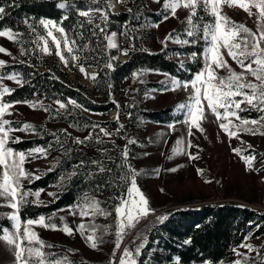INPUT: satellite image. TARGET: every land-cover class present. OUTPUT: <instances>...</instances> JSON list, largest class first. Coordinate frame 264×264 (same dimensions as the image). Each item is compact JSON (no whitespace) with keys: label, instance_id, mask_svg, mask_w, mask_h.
Wrapping results in <instances>:
<instances>
[{"label":"trees","instance_id":"obj_1","mask_svg":"<svg viewBox=\"0 0 264 264\" xmlns=\"http://www.w3.org/2000/svg\"><path fill=\"white\" fill-rule=\"evenodd\" d=\"M58 2L59 0H0V6L5 7L6 13L3 19H0V30L10 28L14 32L23 33L21 39L25 41L24 48L31 50L27 55L21 56L20 45L14 42L15 53L12 57L17 59L7 61L5 66L0 69V73L18 71L26 83L22 87L20 85L7 86L14 89V91L11 95H5L4 99L5 101L43 100L46 106L51 105L53 109V112L38 109L44 116L39 122L33 123L37 130L46 128V131H41L39 135H33L30 138H24L22 143L10 145L18 150L53 145L48 158L45 159L46 164L39 174L41 178L30 185L25 181V187H30L33 190L45 189L41 193L40 199L45 202L46 206L37 207L29 204L22 209L20 215L22 219L36 217L39 214L48 216L59 209H67L81 200L84 193H87L88 198L98 200L101 207L112 212V215L108 217L101 215H97L94 219L87 217L84 222L85 225L95 224L101 229L97 233L103 239V242L99 245V250L107 254V257L97 262L85 259L78 260L67 252L69 250L75 253L73 249L47 240L44 241L46 244L58 247L60 251L56 255L66 256L73 264H109L116 242L115 225L117 221L112 209L118 203L116 197L125 193L128 187V184L117 179L125 171V169L119 167L122 163L121 154L123 149L125 146L128 147V163L134 169L139 170L137 166L140 167L143 161L146 160L149 144L144 132L145 123L169 125L184 119L183 114L176 111V107L153 110L144 106V97L149 92H162L169 86L168 84L151 82L149 75L160 73L181 81L190 80L193 74L201 69L203 61L199 55L194 61L185 58H188V54L192 52L202 53L204 42L200 40L195 45H184L169 40L166 48L164 47L159 51L151 50L149 42L152 27L160 22L161 16L165 13L163 10L152 11L148 5L149 0H123L122 3L118 2L121 7L118 13H113L106 8L109 18L106 25H101L105 27V32H100L96 27L97 24H100L98 13L97 18L91 24L87 23L86 17H80L77 14L76 9L86 10L87 6H99L93 4L92 0H67L68 7L65 10L58 8ZM102 3L108 5L105 0H102ZM13 4L17 6H12ZM129 8L132 9L131 12L128 11ZM65 13L68 18L63 20L62 26L71 37L75 38L76 44L81 49L77 53L81 57L79 64L84 65L86 69L95 67L98 71L94 81L95 97L83 84L79 67L74 65L72 61H69L68 67H65L63 63L61 64L59 58L55 55V49L51 42H49V47L52 49V54L49 55V58L45 57L44 53L32 43L36 37L23 22L25 18L33 17L36 20L44 17L60 22ZM201 16H203L204 21L209 20L210 17L202 9H198L194 22H199L202 28L204 21H199ZM181 21L170 33L173 37L179 35L181 40L194 39L195 37L189 38L186 36L184 31L186 24ZM29 22L33 21L29 20ZM81 24H83V28L80 27ZM37 31L41 35L45 34L42 27H38ZM114 32L119 33L121 47L129 49L128 59L124 63L117 64H114L113 60V68L108 69L105 67L108 58L109 56L114 57L117 51L107 48L108 41L105 37ZM171 42L173 45L169 44ZM131 45H135V47L133 48ZM179 59H183V67H181ZM19 60H24L26 63L21 64L18 62ZM142 69L154 71H149L138 78H134L133 73ZM71 74L76 76L74 81L70 77ZM127 83H131V85L121 89L122 85ZM118 94H122V97L118 98ZM68 98L74 99L77 103L83 105L85 109H88L87 112L92 114H107L110 111H116L119 115V124L124 121V127L117 135L118 141L121 140L120 134L127 130L131 133L129 139H134L137 143L128 144V139L124 146H120L118 141H104L101 139L102 143L96 144L97 135L100 137V134H98L99 128L93 132L92 128L86 127V125L96 124L115 129L118 126V121L99 122L84 114L81 109H73L71 105H69L67 113L61 110L59 116L54 117L53 113L57 105L53 101L59 99L67 102ZM126 98L128 100L123 101ZM113 101L116 103H113ZM117 104H119V109L116 107ZM240 115L242 117L257 118L259 114L250 110L242 112ZM13 121L15 126L23 124L22 121ZM73 123H76L78 127H70ZM50 124H63L77 133L89 131L93 135V141L85 145H76L72 143V136L71 138L64 136L61 129L50 128ZM49 133H56L60 136L64 149H71L70 153L65 155L60 145L56 143L55 138ZM100 150H103V155ZM39 159L41 158L37 160ZM56 159L60 161L59 166L54 171H48L51 163ZM81 160L85 161V165L76 169L78 175L67 181L66 173L71 171ZM93 160L101 161L106 169L111 168V173L107 171L98 173L97 167L91 164ZM142 168L137 171L140 173L137 176L139 181L151 177L154 166L148 162ZM88 172L94 174L89 177L86 175ZM61 176H65L66 181L63 187L58 186ZM96 185H102V187L97 188ZM48 192L56 193L58 199L48 196ZM164 209L165 207H158L154 209V212L159 213ZM62 212H58L53 220L57 225L61 223L60 216H64ZM4 214L6 213H0V225L10 228V222ZM165 215L168 219L160 223L159 218ZM257 225H259L258 231L256 230ZM105 227L108 228L107 233L102 231ZM141 234L146 235L147 244L142 249V254L137 258L138 264H147L149 260L158 264H170L174 263L176 258H179L180 264H205V261L224 262L233 255V248L245 241L246 237L250 236L251 239H257L264 236V211L234 202L187 206L151 218L138 228L126 245L128 247L133 246V241ZM185 241H190V243H185ZM50 249L48 248V252H50ZM260 257H264V245L260 248ZM249 264H264V261L256 256L249 259Z\"/></svg>","mask_w":264,"mask_h":264},{"label":"snow or ice","instance_id":"obj_2","mask_svg":"<svg viewBox=\"0 0 264 264\" xmlns=\"http://www.w3.org/2000/svg\"><path fill=\"white\" fill-rule=\"evenodd\" d=\"M117 2L122 3L123 0H117ZM153 2L159 3V0H153ZM92 3L99 6H87L86 10L76 9L77 14L80 17H86L87 23L91 24L97 18L98 13L100 24H97L96 27L100 32H105V27L101 25L107 24L109 15L106 8L110 9L112 5H105L102 3V0H92ZM12 6L17 5L13 4ZM57 6L65 10L68 7L67 0H59ZM225 6L228 8H239L247 13L249 17L255 16L256 30L253 31L242 23L232 21L224 13ZM181 8L188 10L189 13L186 19L181 21L186 24L184 29L185 34L189 38H195L181 40L179 35L173 37L172 33H169L161 43L166 48L169 40L173 43L184 45H195L200 40H203L204 49L202 53L192 52L188 54V59L193 61L199 55L203 63L201 69L194 73L190 80L181 81L169 76L170 84L164 91H176L182 88L185 92H188L187 100L178 104L176 108V111L183 114L184 119L169 124V129L174 131L177 123H183L187 126V136L189 138L193 136V128L203 132L202 122L206 118L207 109L215 117V120L219 123V128L227 135L229 140L233 138L238 139L240 133L264 135V0H165L163 4V12L165 14L161 16L160 22L153 26L158 28L160 23L167 21L169 18L177 17V11ZM198 9H202L210 17L207 21H204L203 16L199 17V21H204L202 28L199 22H194ZM253 9L256 11L254 12ZM128 11L131 12L132 9L129 8ZM5 14V7L0 6V19H3ZM67 18L68 16L65 13L60 22L44 17L38 20L34 17L25 18L23 22L30 32L35 35L36 39L32 43L41 52L51 55L52 49L49 47V42H51L55 49V55L63 65L68 67L69 61H72L87 78L88 73L85 66L79 64L81 57L77 53L81 49L76 44L75 38L71 37L62 26L63 20ZM29 20L33 22L30 23ZM38 27L43 28L44 35H41L37 31ZM80 27L83 28V24ZM115 35V33H112L110 36L105 37L108 41L107 48L109 50L117 47L114 43ZM0 37H5L9 41L18 43L20 45L19 51L21 56H25L31 51L24 48L25 41L21 39L23 37V33L21 32H14L10 28H4L0 30ZM131 47L134 48L135 45H131ZM128 51L129 49H124L122 50V54L127 55ZM0 53L11 55L2 46H0ZM228 58L238 66L240 71L232 67ZM12 59L16 60L17 58L12 57ZM115 59L116 57L109 56L105 67L112 69V61ZM18 62L21 64L26 63L24 60H19ZM4 66L5 61L0 60V69ZM181 67H183V60H181ZM149 71L154 70L142 69L134 72L133 77L138 78ZM222 72L224 74H221ZM91 79L95 81V74L91 76ZM4 80L13 81L21 87L26 83L18 71L13 70L10 73H0V208L6 207L11 209L10 212L4 214L9 220L11 227L0 225V241L5 242L13 249L14 264H73L66 256L61 257L57 256L54 252H45V248H53L54 245L46 244L35 229L40 227L53 231H62L65 235L72 236L74 230L68 225L66 217L60 216V225L53 222L58 212L67 211L73 217L79 214L81 219L87 217L94 219L97 215L108 217L112 215V212L101 207L98 200L90 199L87 193H84L81 200L75 202L67 209H59L48 216L39 214L36 217H25L22 219L20 213L29 204L37 207L46 206L45 202L40 199L41 193L45 189L33 190L30 187H25V181L30 185L41 178L36 172L27 169L25 165L34 162L38 158L47 159L53 145L49 144L47 147L37 146L27 150L13 148L10 145L23 142L21 137L15 136L14 133L24 132L25 134L39 135L41 131H46V128L37 130L35 125L28 122L15 126V122L6 117L13 115V112L10 110L18 104L27 105L34 111L40 109L45 112H53V109L51 105L46 106L43 100L5 101V95H11L14 89L5 86L3 84ZM53 103L57 105L53 113L54 117L59 116L61 110L67 113L69 105L73 109L89 111L72 98H68L67 102L57 99ZM113 103L116 102L113 101ZM116 107L119 109V104ZM250 110L259 114L257 118L242 117L240 115V113ZM117 121L116 134L119 135L124 127L123 124H119V115L117 116ZM70 127H78V125L73 123ZM86 127H91L93 132L99 128L100 133L109 139L113 135L104 127L96 124H89ZM49 134L55 138L56 143L60 145L65 155L70 153L71 149H64L60 136L56 133ZM62 134L71 138V133L67 129L62 130ZM91 141H93L91 132L83 140L79 137L72 138V143L76 145H85ZM95 143H102L99 135H97ZM132 143H137V141L129 139L128 144ZM182 143V139L177 140V147L172 150L174 155L185 154L184 150L179 147ZM192 147L191 139H189L188 148ZM249 147L251 148V145ZM100 151L103 155V150ZM233 152L243 159L248 171H260V169L253 168L255 152L249 156H243L240 148L233 149ZM186 154L190 159H198V156L192 155L190 151ZM121 157L122 163L119 167L125 169V171L117 179L120 182L128 184V187L125 193L116 197L118 203L112 209L117 221L115 225L116 242L109 264H116L117 252L121 249L126 234L125 230L134 228L142 218H146L148 215L154 213V210L149 205L148 198L137 184V176L140 173L128 163L129 150L127 146L123 149ZM169 158L171 159V157ZM59 164V159H56L51 163L48 171H54ZM91 164L97 167L98 173L106 171L111 173L112 171L111 168L106 169L104 164L99 160H93ZM262 164H264V161H262ZM84 165L85 161L81 160L71 171L67 172V181L78 175L76 169ZM172 171H175V169H172ZM156 172L158 174L159 169H156ZM197 172L201 175L203 174L202 169H197ZM93 174L92 172L86 173L89 177ZM65 182V176H61L58 186L63 187ZM205 182L210 183L211 181ZM96 187L100 188L102 185H96ZM47 194L50 197L58 199L56 193L48 192ZM30 197L32 199H29ZM167 219V215L161 216L159 222L163 223ZM256 230H259V225H257ZM76 231L89 242V246L93 250H97L103 242L102 236L97 235L101 229L95 224L85 225L84 223H80ZM86 231L90 232L87 236H85ZM102 231L107 233L108 228L105 227ZM136 239L140 243H136L134 240V248L125 247L120 255L119 264H138L137 258L142 254V249L147 244V237L145 234H141ZM249 239H251L250 236L246 237L245 241L241 242L236 248H233L232 251L237 259L232 261V264H249V256L240 252V248L246 249L247 253L255 252L257 257L264 261V257H260V249L254 247L252 243H248ZM185 243H190V241H185ZM174 264H180L179 258L175 259ZM205 264H223V261H205Z\"/></svg>","mask_w":264,"mask_h":264},{"label":"rangeland","instance_id":"obj_3","mask_svg":"<svg viewBox=\"0 0 264 264\" xmlns=\"http://www.w3.org/2000/svg\"><path fill=\"white\" fill-rule=\"evenodd\" d=\"M116 1V0H115ZM165 0H159V3L150 0L148 2L149 8L152 11L163 10V4ZM110 5L109 3H107ZM120 5H112L111 12L118 13L120 11ZM170 11V10H169ZM255 12L256 10L253 9ZM224 13L234 22L242 23L252 29L256 30L255 16L249 17L247 13L239 8L224 7ZM188 10L179 9L177 11V17L169 18L167 21L162 22L160 26L152 27L149 47L153 51H159L164 48L161 43L165 40L166 36L178 25V23L188 16ZM118 36L117 32H114ZM114 37V38H115ZM120 41V40H119ZM118 41V44H119ZM173 45V43H169ZM0 46L5 48L11 55L0 53V60L10 61L15 53V46L13 41H9L5 37H0ZM112 50L117 51L114 64L124 63L127 61L128 56L122 54L121 44ZM44 56L49 58L48 54L44 53ZM188 60V58H185ZM183 59H179L181 61ZM229 63L237 71H240L238 66L228 58ZM62 64V62L60 61ZM64 70L65 68L62 67ZM94 69L95 72L91 71ZM88 77L86 78L81 73L83 84L87 90L95 97L94 81L91 76L95 74L97 77L98 71L95 67L86 69ZM221 74H224L223 72ZM71 79L74 81L76 76L71 74ZM251 79V77H249ZM151 82L170 84L169 76L160 73H151L149 75ZM3 84L6 86H18L13 81L4 80ZM131 83L122 85L121 89L129 87ZM122 94H118V98H121ZM188 97V92H185L182 88L176 91H151L144 97V106L148 109L162 110L169 107H176L181 102H185ZM239 99V97H237ZM126 100L123 101H127ZM244 107V105H242ZM10 111L13 112L12 116H7V119L22 121L23 123H37L44 116L40 110H32L30 107L24 104H18ZM81 111H83L81 109ZM84 114L90 118L99 122H114L117 120L118 113L116 111H110L107 114H92L87 111H83ZM239 123L238 121H235ZM124 125V121L121 122ZM50 128L55 130L67 129L73 138L79 137L84 139L89 135V131L85 133H77L74 130L68 128L63 124H50ZM104 127V126H101ZM118 127V126H117ZM104 127L108 132L112 133L111 139L104 137L100 134V139L104 141H118L116 129ZM203 132L193 128V136L189 138L187 136V126L183 123H177L175 130L169 129L168 125L155 124L147 122L144 125V132L148 138L147 157L139 167L143 169L148 162L154 166L152 170V176L144 181L137 179V184L149 200L151 209L158 207H165L162 212H154L148 215L146 218H142L140 222L130 229H126V234L121 245V249L116 259V264H119L120 255L130 237L138 230V228L150 220L151 218L161 214L168 213L174 209L197 206L206 203H223L234 202L249 206L253 209L264 211V136L251 135L247 133H240L239 138L228 139L227 135L219 128V123L215 120V117L211 115L206 109V118L202 122ZM15 136L24 138H30L33 135L25 134L24 132H16ZM130 131L125 130L120 134L118 141L120 146H124L127 140L130 138ZM182 139L183 143L179 146L184 150L185 154H173V149L177 147V140ZM191 139L193 145L192 148H188V141ZM251 145V148L249 147ZM240 148L243 156H249L255 152V159L253 160V168L260 169V171H248L246 165L241 157L233 152V149ZM191 152L192 155L198 156V159H190L186 154ZM171 157V159L169 158ZM46 164L45 159H39L32 164H26L25 167L31 171L36 172L37 175L41 173L42 168ZM156 169H159L157 174ZM175 169V171H172ZM197 169H202L203 174L197 172ZM38 170V171H37ZM137 170V171H139ZM205 181H211L206 183ZM11 209L0 208V213H8ZM67 218L69 226L73 228L74 234L72 236L65 235L62 231H53L45 228L37 227L35 230L38 232L42 240H47L61 246H66L75 251H67L72 257L78 260H92L100 261L107 257V254L102 253L99 248L93 250L89 246V242L84 239L79 232L76 231L77 226L80 223H84L87 218L81 219L79 214L75 217L69 215L67 211L62 212ZM90 232H85V236ZM136 243H140L139 240H135ZM248 243H252L254 247L261 248L264 245V236L257 239H249ZM135 245L130 248H134ZM48 252V248L44 249ZM50 252L57 253L60 251L58 247H53ZM240 252L249 256V259H253L257 256L255 252L247 253L244 248L239 249ZM237 259L234 255L227 258L223 264H232V261ZM0 264H14L13 249H11L5 242L0 241ZM147 264H158L155 261L149 260ZM174 264V263H170Z\"/></svg>","mask_w":264,"mask_h":264},{"label":"bare ground","instance_id":"obj_4","mask_svg":"<svg viewBox=\"0 0 264 264\" xmlns=\"http://www.w3.org/2000/svg\"><path fill=\"white\" fill-rule=\"evenodd\" d=\"M108 1V3L110 4V5H115V2H117V0L115 1V0H107ZM117 6H119L118 5V2H117ZM118 36H116L115 38H114V43L118 46L119 44H118ZM91 71L92 72H95V70L93 69H91Z\"/></svg>","mask_w":264,"mask_h":264},{"label":"water","instance_id":"obj_5","mask_svg":"<svg viewBox=\"0 0 264 264\" xmlns=\"http://www.w3.org/2000/svg\"><path fill=\"white\" fill-rule=\"evenodd\" d=\"M105 2L108 3L107 0H105ZM118 5H119V3H118ZM117 34H118V33H117ZM118 40H119V34H118ZM119 45H120V41H119Z\"/></svg>","mask_w":264,"mask_h":264},{"label":"crops","instance_id":"obj_6","mask_svg":"<svg viewBox=\"0 0 264 264\" xmlns=\"http://www.w3.org/2000/svg\"><path fill=\"white\" fill-rule=\"evenodd\" d=\"M150 1V0H149Z\"/></svg>","mask_w":264,"mask_h":264}]
</instances>
